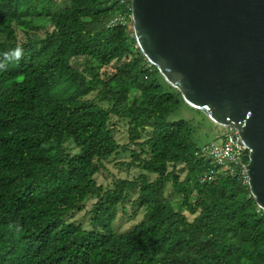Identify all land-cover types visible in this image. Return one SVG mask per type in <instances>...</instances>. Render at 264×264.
Here are the masks:
<instances>
[{
  "label": "trees",
  "instance_id": "trees-1",
  "mask_svg": "<svg viewBox=\"0 0 264 264\" xmlns=\"http://www.w3.org/2000/svg\"><path fill=\"white\" fill-rule=\"evenodd\" d=\"M121 13L118 0H0V264H264V211L237 177L199 180L189 121L168 119L180 93L130 18L109 25ZM121 151L140 172L98 183ZM127 200L143 218L115 232ZM81 210L87 225L68 216Z\"/></svg>",
  "mask_w": 264,
  "mask_h": 264
},
{
  "label": "water",
  "instance_id": "water-1",
  "mask_svg": "<svg viewBox=\"0 0 264 264\" xmlns=\"http://www.w3.org/2000/svg\"><path fill=\"white\" fill-rule=\"evenodd\" d=\"M136 46L185 104L247 148L264 211V0H129Z\"/></svg>",
  "mask_w": 264,
  "mask_h": 264
},
{
  "label": "rangeland",
  "instance_id": "rangeland-1",
  "mask_svg": "<svg viewBox=\"0 0 264 264\" xmlns=\"http://www.w3.org/2000/svg\"><path fill=\"white\" fill-rule=\"evenodd\" d=\"M18 36H21L20 32H18ZM103 106H106L105 103H102ZM186 119L189 121L192 127V139L198 146L211 142L216 138V135H220L224 133L227 128L215 125L211 122L202 112L197 111L196 109L188 106L183 101L180 103L178 108L173 112L168 119L169 120H176V119ZM112 122L114 123V137L116 138L118 143H126L127 141V134H126V121L117 117L111 118ZM71 147V145H69ZM74 150V149H72ZM130 159L128 151H121L119 153H113L106 157L103 160L102 167L99 168V171L95 175V179L98 183L103 185L109 184L115 178H131L138 174L140 170L137 167L129 166L126 167L122 164L124 161H128ZM150 178H153L154 175H148ZM180 177H184V172L180 173ZM170 184L166 186L167 190V199L176 206L179 201L180 197L175 192L170 190ZM135 195L133 193L130 194V200ZM130 200L124 202V206L126 207L125 211L118 210L117 217L112 223L113 230L115 232H123L130 227L135 222H138L143 218V211L142 209H137L134 205L131 204ZM184 213L191 217L187 212ZM70 219H74L82 224H88V216L84 215V210L75 211L72 214H68Z\"/></svg>",
  "mask_w": 264,
  "mask_h": 264
},
{
  "label": "built area",
  "instance_id": "built-area-1",
  "mask_svg": "<svg viewBox=\"0 0 264 264\" xmlns=\"http://www.w3.org/2000/svg\"><path fill=\"white\" fill-rule=\"evenodd\" d=\"M129 0H118L122 5L128 6ZM130 14H118L109 21V25L115 23L125 24ZM216 135L211 142L202 144L197 154L207 161L204 171L199 176L201 182L211 180L217 174L237 177L246 183L245 164L247 162V148L232 127Z\"/></svg>",
  "mask_w": 264,
  "mask_h": 264
},
{
  "label": "clouds",
  "instance_id": "clouds-1",
  "mask_svg": "<svg viewBox=\"0 0 264 264\" xmlns=\"http://www.w3.org/2000/svg\"><path fill=\"white\" fill-rule=\"evenodd\" d=\"M21 54H22L21 50L17 49V52H16L17 57H19Z\"/></svg>",
  "mask_w": 264,
  "mask_h": 264
}]
</instances>
